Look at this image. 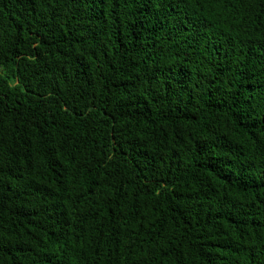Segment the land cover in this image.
Masks as SVG:
<instances>
[{
    "label": "trees",
    "instance_id": "1",
    "mask_svg": "<svg viewBox=\"0 0 264 264\" xmlns=\"http://www.w3.org/2000/svg\"><path fill=\"white\" fill-rule=\"evenodd\" d=\"M0 264H264V0H0Z\"/></svg>",
    "mask_w": 264,
    "mask_h": 264
}]
</instances>
